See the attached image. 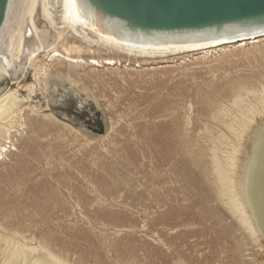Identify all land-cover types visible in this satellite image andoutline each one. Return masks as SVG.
<instances>
[{
  "label": "rangeland",
  "instance_id": "obj_1",
  "mask_svg": "<svg viewBox=\"0 0 264 264\" xmlns=\"http://www.w3.org/2000/svg\"><path fill=\"white\" fill-rule=\"evenodd\" d=\"M258 40L205 59L83 63L45 90L30 66L2 79L25 100V124L0 159V264L11 237L69 264H264V239L220 200L210 151L230 88L264 82ZM49 58L50 71L68 68Z\"/></svg>",
  "mask_w": 264,
  "mask_h": 264
},
{
  "label": "bare ground",
  "instance_id": "obj_2",
  "mask_svg": "<svg viewBox=\"0 0 264 264\" xmlns=\"http://www.w3.org/2000/svg\"><path fill=\"white\" fill-rule=\"evenodd\" d=\"M6 11L0 28V81L8 76L16 79L32 67L35 82L42 89H47L46 85L51 83L55 85V80L69 79L71 70L83 63L109 66L123 62L126 67L132 60L145 62L159 55L189 53L205 59L209 54L218 57L247 46L258 47V39L264 37V27H261L240 31L226 29L217 37L212 32H203L143 38L127 34L118 24L101 18L79 0H9ZM39 16L42 20L38 23ZM44 54L52 62H66L68 68L50 71L42 60ZM35 82L27 86L30 93L36 87ZM2 88L0 159L14 146L12 132L19 131L25 124L21 113L25 100L18 97V89ZM230 91L229 105L212 112V119L220 128L213 141L215 145L210 148L211 165L224 206L227 205L249 236L264 239V82L253 86L235 85ZM11 238L4 240L8 251L4 264L15 261L69 264L43 245L32 244L22 237Z\"/></svg>",
  "mask_w": 264,
  "mask_h": 264
},
{
  "label": "water",
  "instance_id": "obj_3",
  "mask_svg": "<svg viewBox=\"0 0 264 264\" xmlns=\"http://www.w3.org/2000/svg\"><path fill=\"white\" fill-rule=\"evenodd\" d=\"M9 0H0V28ZM127 34L153 38L264 27V0H79Z\"/></svg>",
  "mask_w": 264,
  "mask_h": 264
}]
</instances>
